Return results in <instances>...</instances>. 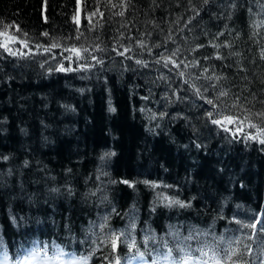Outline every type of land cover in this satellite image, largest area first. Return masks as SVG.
Returning a JSON list of instances; mask_svg holds the SVG:
<instances>
[{
	"label": "trees",
	"instance_id": "16d2710c",
	"mask_svg": "<svg viewBox=\"0 0 264 264\" xmlns=\"http://www.w3.org/2000/svg\"><path fill=\"white\" fill-rule=\"evenodd\" d=\"M0 32V256L264 264V122H239L264 0H0Z\"/></svg>",
	"mask_w": 264,
	"mask_h": 264
},
{
	"label": "snow or ice",
	"instance_id": "6c2138e0",
	"mask_svg": "<svg viewBox=\"0 0 264 264\" xmlns=\"http://www.w3.org/2000/svg\"><path fill=\"white\" fill-rule=\"evenodd\" d=\"M203 2H204L205 4H207V3L209 2V0H203ZM120 15H123V13L121 12ZM6 27H10V26H6ZM17 30H19V29H17ZM44 35L47 36L48 34H47V33H44ZM0 36H4L3 43H0V47H2L5 51H9V52H10L11 49L9 48V44H10V43H15V42H16V38H15L14 36H11V35L7 34L6 32H0ZM78 38H79V37H77V39H78ZM56 46H57V45H55V44L52 45V47H56ZM157 47H159V45H157ZM70 50L73 51V52H76L77 55H79V50L76 49L75 47H73V48L70 49ZM85 51H86V49H85ZM177 52H179V49H177L175 52H173V55H176ZM12 54H15V53H12ZM121 55H123V53H121ZM262 57H264V53H262ZM164 59L167 61L169 58L165 57ZM98 62H100V61H98ZM136 62H137L138 64L141 63V61H139V60H137ZM157 62L159 63V61H157ZM173 63H174V62H173ZM165 66H167V64H166ZM193 66H195V64H193ZM176 67H179V65H176ZM59 70H60V71H68V70H70V69H65L63 66H61V68H60ZM180 75L183 76L184 73L181 72ZM197 94H198V95H201V94L199 93V90H197ZM227 95H228V93L225 92V91H221V92H220V96H227ZM202 98H203V97H202ZM206 102H207L208 104H213V106L215 107V104H214L213 100H207ZM236 106H237L236 103H234V104L232 105V107H236ZM113 111H114V109H113ZM245 111H247V110H245ZM252 115H255L260 121L264 122V111H259V112H256V113H254V114H251V115H246V116H244L243 119L240 120L239 122H240V123H243L245 120H247V121H251V116H252ZM207 116H208L209 119H211V123H212V124H214V125H218V126H223V124H224L225 121H227L228 123H234V122H237V120H238L237 117H233V116H223V119H213V118H212V117H213V113H212V112H208V113H207ZM249 127H251V128H257L258 131L261 133V135H264V128L259 127L257 124L249 122ZM224 130H225V131H228L227 128H225ZM247 138H249V139H257L258 137H247ZM259 143L262 144V145H264V139H259ZM124 182L127 183V181H124ZM170 203L179 204L181 207L186 206V205L181 204L180 201H171ZM257 224H262V225H264V221H257L256 224H250V225H246V226H247V227H251V228H255V227L257 226ZM261 231H264V226L261 227ZM149 238H150V237H146V238H145V242H146L147 239H149ZM119 239H120V236H119V235H115V234H113L112 237H111L112 247H113L114 250H115V248L117 247V241H119ZM129 247H130V248H135V247H136L135 242L133 241V242L129 245ZM40 251H43V249H41ZM171 253H172V249H169V250H168V256H170ZM236 255H238V253H236V252H232L230 255L227 256V259H228V261H229V264H235V262L232 260V257H233V256H236ZM138 256H139V258H140L141 264H146V262L143 261V258H144V256H145V253H144V252H138ZM167 258H168V257L166 256L165 259H167ZM131 259H132V260H136V259H137V256H133V257H131ZM70 264H71V262H70ZM115 264H120V260L117 259L116 262H115ZM151 264H158V262H157V260H153V261L151 262ZM183 264H188L187 259H185V260L183 261ZM216 264H221V261H220V260H217Z\"/></svg>",
	"mask_w": 264,
	"mask_h": 264
},
{
	"label": "rangeland",
	"instance_id": "374dc122",
	"mask_svg": "<svg viewBox=\"0 0 264 264\" xmlns=\"http://www.w3.org/2000/svg\"><path fill=\"white\" fill-rule=\"evenodd\" d=\"M3 41V40H1ZM218 258H213L208 261H199L193 259H187L188 264H216ZM144 262H146L143 259ZM86 264L85 261L81 258H77L74 255H63L61 251H59L54 256H47L44 253L40 252H30L27 256L20 259L16 263L9 262L5 256H0V264ZM158 264H177L173 262L171 259L167 258H158ZM129 264H141L140 258L137 257L136 260H131ZM146 264H150L146 262ZM221 264H229V262L221 261Z\"/></svg>",
	"mask_w": 264,
	"mask_h": 264
}]
</instances>
